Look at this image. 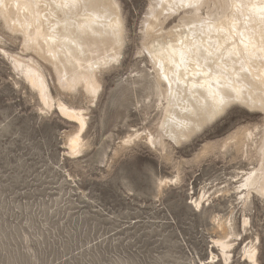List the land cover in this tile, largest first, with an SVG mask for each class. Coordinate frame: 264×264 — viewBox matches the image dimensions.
<instances>
[{"label": "rangeland", "instance_id": "rangeland-1", "mask_svg": "<svg viewBox=\"0 0 264 264\" xmlns=\"http://www.w3.org/2000/svg\"><path fill=\"white\" fill-rule=\"evenodd\" d=\"M118 2L121 59L101 73L92 102L60 94L45 71L53 97L84 110L80 151L66 134L79 131L77 121L45 105L2 52L23 54L0 21V264H264V200L243 205L234 191L252 167L249 145L217 147L241 127L261 126L264 115L234 104L190 140L155 149L144 138L155 134L159 109L139 78L150 68L141 29L151 0ZM229 215L237 236L224 258L213 218ZM249 241L257 262L243 251Z\"/></svg>", "mask_w": 264, "mask_h": 264}, {"label": "bare ground", "instance_id": "bare-ground-1", "mask_svg": "<svg viewBox=\"0 0 264 264\" xmlns=\"http://www.w3.org/2000/svg\"><path fill=\"white\" fill-rule=\"evenodd\" d=\"M184 2L198 6L151 0L141 29L150 68L139 78L148 80L160 114L155 134L144 139L162 152L167 139L177 144L190 140L231 105L264 115V0ZM172 15L178 18L169 27L165 21ZM0 21L9 40L19 39L23 54H8L1 48L2 52L45 105L55 104L77 121L79 131L65 133L70 149L80 151L84 110L55 99L45 71L53 75L60 94L81 92L92 102L101 87V73L121 59L125 25L118 0H0ZM221 98L226 101L223 106ZM245 144L252 167L234 187L243 205L255 195L264 200V121L254 129H237L217 147L238 152ZM203 196L194 200L196 207ZM213 219L222 233L218 245L227 258L233 243L229 237L237 236L232 215ZM247 223L244 218L243 224ZM257 250L253 241L243 247L253 262Z\"/></svg>", "mask_w": 264, "mask_h": 264}, {"label": "snow or ice", "instance_id": "snow-or-ice-1", "mask_svg": "<svg viewBox=\"0 0 264 264\" xmlns=\"http://www.w3.org/2000/svg\"><path fill=\"white\" fill-rule=\"evenodd\" d=\"M181 7H190V8H194V7H197L198 4L195 3V2H192V3H185L184 0H181V4H180ZM226 103V101L223 100V98H221L220 100V105L223 106V104Z\"/></svg>", "mask_w": 264, "mask_h": 264}]
</instances>
